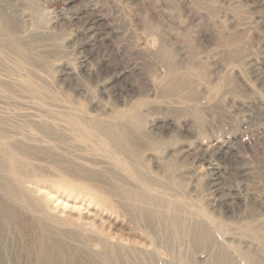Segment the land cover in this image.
<instances>
[{"label": "rangeland", "instance_id": "obj_1", "mask_svg": "<svg viewBox=\"0 0 264 264\" xmlns=\"http://www.w3.org/2000/svg\"><path fill=\"white\" fill-rule=\"evenodd\" d=\"M247 258L264 0H0V264Z\"/></svg>", "mask_w": 264, "mask_h": 264}, {"label": "bare ground", "instance_id": "obj_2", "mask_svg": "<svg viewBox=\"0 0 264 264\" xmlns=\"http://www.w3.org/2000/svg\"><path fill=\"white\" fill-rule=\"evenodd\" d=\"M134 120H137V118L134 117ZM134 120H133V121H134ZM131 121H132V119H131ZM133 123H134V122H133ZM135 124H136V123H135ZM96 128H97V127H96ZM96 128H95V129H96ZM97 130H98V129H97ZM119 130H120L121 135L123 136L124 139L127 138V137H129V136H128V131H127V129L121 127ZM217 187H218V186H217ZM218 189H219V188H218ZM222 189H223V188H222ZM222 189H221L220 191H222ZM217 198H218V197H217ZM245 260H246V262H247L248 264H251V263H250V260H249L248 258L245 259Z\"/></svg>", "mask_w": 264, "mask_h": 264}]
</instances>
